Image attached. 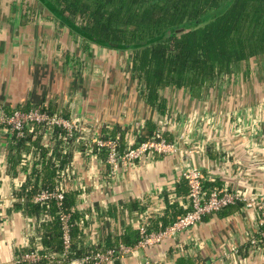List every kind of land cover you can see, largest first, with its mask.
<instances>
[{
    "label": "crops",
    "instance_id": "1",
    "mask_svg": "<svg viewBox=\"0 0 264 264\" xmlns=\"http://www.w3.org/2000/svg\"><path fill=\"white\" fill-rule=\"evenodd\" d=\"M18 1L25 15L13 12ZM34 1L3 0L0 8V106L52 107L54 113L78 118L102 136L105 127H121L128 143L153 122L172 140L187 135L189 143L181 147H196L188 164L202 170L210 189L228 188L264 201V58L248 60L237 76L199 96L163 91L166 106L160 112L143 98L132 77L131 59L92 44L86 48L52 15H35ZM42 145L48 150L45 160L56 166L71 155L66 166L82 184L74 188L81 194L77 208L87 215L86 241L104 246L109 236L136 229L144 210L155 231L159 218L170 225L185 212L188 189L177 155L144 159L112 182L106 154L97 155L84 142L56 146L43 133ZM20 148L13 149L12 138L0 133V264H16L25 250L43 245L39 220L24 214L12 198L29 178L40 181V188L44 177L32 170L38 158L34 146ZM53 180L56 187L58 171ZM256 217L241 206L230 207L175 239L106 264H264V249L251 244L259 239Z\"/></svg>",
    "mask_w": 264,
    "mask_h": 264
},
{
    "label": "trees",
    "instance_id": "2",
    "mask_svg": "<svg viewBox=\"0 0 264 264\" xmlns=\"http://www.w3.org/2000/svg\"><path fill=\"white\" fill-rule=\"evenodd\" d=\"M37 2L61 26L68 28L74 37L80 38L86 48L92 44L110 51L130 52L132 77L138 83L143 98L160 112L166 106L161 93L168 88L180 90L187 96H199L208 89L218 88L225 83L248 60L264 58V0H37ZM2 3L3 0H0V8ZM43 109L54 113L52 107ZM148 124L147 132L143 133L144 136L143 134L137 136L135 145L151 139L159 131L155 123ZM45 130L43 127H34L26 132L24 138H12V148L17 151H20L23 144L34 146L38 158L32 170H37L39 173L37 177L44 175L42 187L39 188L40 181L36 179V182H32L29 178L15 195L18 199L17 204H20L19 208L24 214L37 220L49 216V219L40 223L38 227L42 233L41 253L54 256L63 251L59 221L61 210L72 215L73 259L121 243L135 245L140 240L137 228L127 229L121 237L109 236L104 246L87 244L84 235L87 215L77 208L81 194L75 189L66 193L61 208L54 201L44 205L32 203V195L44 188L55 187L53 179L57 171L66 175L72 172L68 167L71 155H66L57 166L45 160L48 151L42 145ZM125 132L121 127L115 130L105 127L103 134L105 138L117 140L120 151L124 152L132 144L125 141ZM63 136V131L55 130L50 139L58 146L64 142ZM168 137L167 139L172 141V138ZM56 150L58 147L54 153ZM94 152L97 155L105 154L96 149ZM12 158L15 160V157ZM108 170L107 166V173ZM33 174L32 172L31 175ZM205 187L211 188L207 180ZM22 198L25 199L24 202L21 201ZM234 206L244 208L241 203ZM165 221L164 218L156 220L160 226L159 230L169 226L170 221L168 223ZM260 245L264 249V241H261ZM62 263L59 258H49L36 264Z\"/></svg>",
    "mask_w": 264,
    "mask_h": 264
},
{
    "label": "built area",
    "instance_id": "3",
    "mask_svg": "<svg viewBox=\"0 0 264 264\" xmlns=\"http://www.w3.org/2000/svg\"><path fill=\"white\" fill-rule=\"evenodd\" d=\"M116 52V51H115ZM228 80V79H227ZM43 108L45 105L32 107L27 110L13 109L8 110L5 106H0V133L9 138H24L28 130L34 127H43L46 134L51 136L55 130L64 132L63 140L82 141L90 151L95 149L98 152L106 154V165L109 167L108 178L114 182L120 178L121 173L129 167L141 163L144 159H153L157 155L161 156H179L183 165L181 179L187 186L186 200L183 205L185 212L176 218V220L165 229L158 231L153 230L152 217L148 211H141L138 215L137 230L140 240L133 246L119 244L117 246L89 253L82 258H71L72 236H71V214L62 210L59 212V221L62 229V246L61 254L49 256L42 254V245L35 249L31 248L22 253L17 259L16 264H36L43 259L59 258L62 264H106L123 259L128 256H137L148 248L161 245L170 239H175L185 231L199 225L206 217L222 213L225 209L238 203L243 204L247 211L254 212L257 235L260 239L253 238L251 244L257 246L264 241V201L262 198L247 196L239 191L228 188L205 187V176L199 167L188 164L187 157L195 152V146L191 149H184L181 144L187 142V135H182L176 140L169 141L164 132L159 131L144 142L135 145L137 137L132 144L121 152L119 142L115 139L105 138L101 131L89 127L86 123L81 122L78 118H66L61 113H49ZM260 112L264 117V104L260 106ZM261 139L264 143V132H261ZM194 143V142H193ZM134 144V145H133ZM195 144V143H194ZM205 148V147H204ZM194 150V151H193ZM75 172L68 175L58 173L57 185L54 189H42L31 197L32 203L44 205L51 201L61 208L66 193L69 191L68 185L81 188L82 184L79 179H74ZM13 200H18L15 195ZM24 198L21 199L24 202ZM1 205V204H0ZM1 211V206H0ZM45 216L39 220V224L48 220ZM92 246H99L98 242L86 241ZM144 264H150L145 261Z\"/></svg>",
    "mask_w": 264,
    "mask_h": 264
},
{
    "label": "rangeland",
    "instance_id": "4",
    "mask_svg": "<svg viewBox=\"0 0 264 264\" xmlns=\"http://www.w3.org/2000/svg\"><path fill=\"white\" fill-rule=\"evenodd\" d=\"M34 2H37V1H34ZM18 3V8L15 10V8H14V10H13V12H16V13H19V14H23V15H25L24 13H22L21 12V7H22V4H21V2H17ZM37 7H36V9H34L36 12H35V15H44V12L45 13H47V11L45 10V8L39 3V2H37L36 4H35ZM42 8L44 9V11L42 10ZM48 14V13H47ZM49 15V14H48ZM124 55L127 57V59L128 60H130L131 59V53L130 52H124ZM261 59V58H260ZM256 65H257V63H256ZM256 67H258V66H256ZM255 66H254V68H256ZM259 68H260V65H259ZM254 71L257 73V69H254ZM237 73V72H236ZM236 73H234V74H232V76H231V78L232 77H234V75L235 76H237V74ZM229 79V78H228ZM168 92H175V91H177V90H172L171 88H168V90H167ZM179 91V90H178Z\"/></svg>",
    "mask_w": 264,
    "mask_h": 264
}]
</instances>
